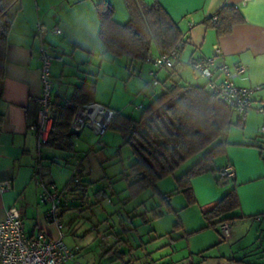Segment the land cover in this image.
Masks as SVG:
<instances>
[{
    "label": "crops",
    "instance_id": "1",
    "mask_svg": "<svg viewBox=\"0 0 264 264\" xmlns=\"http://www.w3.org/2000/svg\"><path fill=\"white\" fill-rule=\"evenodd\" d=\"M97 1L99 0L19 1V9L14 14L6 36L3 77L0 79V182L8 181L11 184L10 189L0 191V221L6 216L7 210L14 207L21 213L28 234L42 231L52 238L59 237L63 228L60 232L45 218L46 207L36 201L37 190L33 177L39 169L44 179L56 182L61 177L58 178L54 167H72L88 183L84 192L87 203L80 205L78 197L73 195L70 197L71 206L60 213L65 215L67 231L76 237L71 239L69 246L77 247L74 255L64 264H102L103 259H106L105 264H119L120 256L124 260L131 259L129 264H141L140 260L158 251L161 256L172 254L174 238L170 236L171 233H154L147 240L140 239L135 240V244L131 243L130 239H124L121 229L131 228L119 226V230H116L113 224H109L107 217L99 219L101 217L97 213H102L105 209L97 212L98 206H95L107 196L108 188L114 191L112 177L122 178L123 169L134 159L132 151L128 164L119 172L110 178L104 172L96 180L91 178V167L85 165L89 151L98 153L96 160L101 165L114 154H106V149L100 151L103 148L101 146L91 145L87 151L84 150L86 135H83V130L78 136L73 135L71 149L62 150L49 145L38 149L35 135L28 128V124L36 116L35 98L41 89L38 50L40 39L36 24L40 22L46 28L44 45L51 56L56 104L67 99L76 87L91 81L94 83V94L90 102L131 116L125 111L132 108L142 110L151 96L164 92L173 82L180 85L205 84L202 77V81H191L186 76V69L193 71L191 63L194 59L212 55L214 45L220 48L218 59L229 67L235 84L246 87L264 85V0H142L148 4L157 1L177 23L182 33L186 34L185 44L174 67L161 70L154 69L151 63L143 68L142 61L130 60L125 56L118 59L119 56L106 50L98 34L99 22L95 10ZM105 1L113 7L116 22L124 23L128 20L124 0ZM226 4L237 7L243 20L234 24L229 33L217 35L214 28L204 23V19L214 15ZM54 26H58L61 32L54 33ZM149 53L152 57L159 54L154 45ZM106 63L110 66L106 67ZM236 65H243L244 71L235 72ZM140 66L141 69L137 71ZM107 68L111 69L109 75L115 78L111 86H108L111 92L109 95L99 91ZM150 71L154 72V76L149 74ZM143 72L147 78L141 76ZM135 73L137 78L133 77ZM153 79L157 80L156 85H153ZM120 80L123 84L119 86ZM117 90L121 94L119 99H114L112 96ZM263 104L264 86L252 93L251 106L243 122L235 124L237 116L233 112L232 125L218 139L222 141L223 147L221 153L213 159L212 167L215 170L190 179L195 199L191 208H194L195 219L184 223L178 213L181 225L176 231H181L182 235L178 234L177 237L191 233L201 234L207 229L212 230L210 240L207 244L198 246L197 250L189 251V254H196L195 258L183 257L166 264H264V131H260L264 126V114L257 110ZM121 143L119 140L116 147H120ZM226 164L232 165L234 178L217 181L218 169ZM176 172L177 170L172 174L174 182L184 171L181 174ZM124 181V190L128 195V182ZM162 182L163 179L156 183L159 192L181 193L176 186L171 190L162 188L163 185H168L167 182ZM232 189L235 190L238 207L218 218L231 220L228 235L223 237L218 225L206 227L202 211ZM170 199L171 196L168 199L169 206ZM187 206L189 207L185 200L180 209ZM215 220L217 219L212 221ZM222 241V251L214 254L208 251ZM100 246L105 249L101 250ZM123 247L125 251L122 250ZM139 248L145 252L142 258L133 253L134 249ZM167 250L169 251L166 252ZM199 252H202L203 258Z\"/></svg>",
    "mask_w": 264,
    "mask_h": 264
},
{
    "label": "trees",
    "instance_id": "2",
    "mask_svg": "<svg viewBox=\"0 0 264 264\" xmlns=\"http://www.w3.org/2000/svg\"><path fill=\"white\" fill-rule=\"evenodd\" d=\"M19 1L0 0V79L3 77L6 36L14 14L19 9ZM124 3L129 14L128 20L124 23L114 20L113 7L107 1L99 0L95 3L99 22L98 34L108 52L114 56L144 61L153 45L159 54L168 53L176 47L183 33L157 1L148 4L142 0H124ZM242 20L239 9L226 4L214 15L205 18L204 23L214 28L217 35H223L229 33L233 25ZM173 67L174 65L168 69ZM93 94L94 83L86 81L76 87L63 102L55 104L52 129L45 145L62 150L73 147L70 123L75 108L78 104L89 103ZM233 112L217 95L209 92L205 84L180 85L176 82L167 86L164 92L151 96L149 102L143 106L139 119L114 110L107 129L119 132L124 139L123 142L129 144L134 155L132 162L122 171V178L128 182L126 187L128 199L149 188L152 196L159 197L158 206L164 203L169 209L168 199L171 193L159 192L156 183L172 175L187 159L208 148L175 180L176 189L185 196L187 204H193L195 199L190 179L215 170L212 167L213 159L221 153L223 147L222 141L218 139L232 125ZM1 120L0 113V124ZM243 121L237 116L235 124ZM220 179L218 174L216 180ZM82 180L84 188L81 195L86 198L84 192L88 183L83 178ZM70 206L71 202L61 211ZM158 206L150 209L149 219L161 215ZM237 207L238 199L235 190L232 189L202 211V216L207 222L206 227L216 225L219 227L222 222L230 220L218 218ZM173 212L176 214V211ZM147 217L144 212L143 220L148 221ZM214 219L217 220L212 221ZM180 225V220L174 223L176 228ZM201 253L198 254L203 258ZM119 258H121L119 264H129L132 261L124 260L121 256Z\"/></svg>",
    "mask_w": 264,
    "mask_h": 264
},
{
    "label": "built area",
    "instance_id": "3",
    "mask_svg": "<svg viewBox=\"0 0 264 264\" xmlns=\"http://www.w3.org/2000/svg\"><path fill=\"white\" fill-rule=\"evenodd\" d=\"M191 25V23H189ZM37 34L40 39L39 46V79L40 93L36 96L35 102L37 111L35 118L28 124L29 130L35 135L36 145L41 149L48 141L55 111V100L53 96L54 81L51 75V56L44 45L46 28L40 22L36 24ZM54 33H60L58 26L52 28ZM186 34L183 33L181 40L176 47L168 53L156 56H147L154 67L171 68L179 59L180 51L184 46ZM218 45L213 46V54L207 57L196 58L192 61L193 71L205 80V86L209 92L217 95L243 120L251 106L252 93L264 85L255 87L240 86L231 79L232 72L229 67L221 62ZM243 65H236L234 71L241 73L244 71ZM149 74L154 76V72ZM153 85L157 80H152ZM264 114V104L257 109ZM114 114L113 110L105 109L96 103L78 104L75 108L70 129L73 131L89 128L95 134L103 133ZM264 131V126L260 129ZM221 178H234V169L231 164H226L218 171ZM33 181L37 188L36 196L40 202L49 203V208L45 211V218L52 222L61 232L63 228L60 219L61 209L68 206L70 197L76 195L80 204H85L86 198L82 197L84 182L77 171H73L69 180L57 190L51 181H45L42 173L38 169L34 174ZM8 181L0 182V191L10 189ZM230 220H226L219 225V230L223 237L228 235ZM63 233L59 237L52 238L42 231L35 234H28L21 213L14 207L7 210L6 216L0 221V264H64L71 258L76 248L68 247L62 240Z\"/></svg>",
    "mask_w": 264,
    "mask_h": 264
},
{
    "label": "rangeland",
    "instance_id": "4",
    "mask_svg": "<svg viewBox=\"0 0 264 264\" xmlns=\"http://www.w3.org/2000/svg\"><path fill=\"white\" fill-rule=\"evenodd\" d=\"M153 47V46H152ZM151 47V48H152ZM48 50V48H47ZM49 52V50H48ZM50 53V52H49ZM150 54V53H149ZM121 57L123 56H119L118 59H121ZM142 63L144 64L143 68L146 66L147 63L150 64V61L148 60H144L142 61ZM152 64V63H151ZM106 67L110 66V64H105ZM142 65V64H141ZM139 67V64H138ZM141 69V66L138 70ZM154 69H158L157 67H154ZM161 69H165V68H159L158 70ZM110 70L109 68L106 69V75H105V80L100 83L99 85V91L101 94H107L109 95L110 89L109 87L111 86V84L114 82L115 78L110 76ZM187 74L186 75L188 78H190V80L194 81L195 80L198 82V80L202 81L200 76L196 73H193V71L189 68L186 69ZM136 77L137 74L135 73V75H133V77ZM143 78H147V75L143 72V74L141 75ZM137 78V77H136ZM111 82V83H110ZM119 86L123 84V81L120 80L119 81ZM130 85H133L130 83ZM202 85V84H201ZM109 86V87H108ZM120 91V90H119ZM118 90L114 93V95L112 96L114 99H119L121 92H119ZM142 97V95H141ZM144 99V98H142ZM146 102V100H145ZM133 107V105H132ZM125 113L131 115L132 117H134L135 119L140 117L141 114V110L136 109L134 110L129 109L127 111H125ZM83 135H86V138L84 140L83 145L85 146L84 150H88L91 145L93 146H101L103 148L99 149L100 151L105 150L106 149V154H109L108 152H110L111 154H114V156L107 162L103 163L102 165L98 163V161L96 160V157L98 153H94L93 151H89V155L86 157V161H85V165H89L91 167V178H94L96 180H99L100 178V174H103L105 172L106 177L109 176V178L111 176H113L114 173L119 172L123 166H126L128 164L129 161V157L131 156V147L129 146V144L127 143H123L124 139L122 138L121 134L115 131H110L108 129H106L103 133L101 134H95L93 133V131H91L89 128H83ZM120 140V142H122L120 144V147H116L118 145V141ZM105 143H107V145H104ZM115 144V145H114ZM46 145H43L42 147H45ZM208 148H206L205 150H207ZM205 150H203L202 152L193 155L192 157H190L189 159H187L185 162H183L176 170V173H182L183 171H185L193 162L196 161L197 158H199L201 156V154L203 152H205ZM85 152V151H84ZM44 168V167H43ZM54 171L57 172L58 174V178H60L59 181H56L53 183H51L53 186H55L57 188V190H60L65 184L66 182L69 180L71 174H72V167H68V169L66 168H53ZM119 176V175H118ZM105 177V178H106ZM114 178L113 182H112V186H114V191L111 188H108L107 191V196L104 197L101 200V203H96L95 206H98L96 208V211L98 212L99 210L102 211V208L105 209V211H103L102 213H97V215L102 219V218H106L109 220V224H113L116 228V230H119V226H126L127 228L130 227V230H125L124 228L122 229V236L124 237V239H130L131 243H134L135 240L140 241V239L142 240H147L148 238H150V236H152V234L157 233V234H163L168 232L171 233L170 236L173 239V252L172 254H169L167 256H161L160 251L153 253L152 256L147 258H144V260H140L141 264H166V263H170V262H174L176 260H179L183 257H188V256H192V257H196V254L192 253L189 254L190 250H197L198 246H203V244H207L206 242H208V240H210V235L212 233V230H204V232L201 234H195V233H191V234H185L183 237H177V235H182L181 231H176L177 228L174 226V223L176 221H179V217H178V213L180 215V217H182V221L185 223L187 221H191L195 219V215L193 214L194 212V208L192 207V204L189 205V207H185L180 209L184 204H185V196L182 193H178V192H172L171 194V202H170V208L168 209V207L164 204L161 203L160 206L157 207V209L161 212V216L158 218H154V219H149V217H147V219H149L148 221H144L143 220V213L145 212L148 216L151 214L150 209L152 207H155L158 205V202H160L159 197L156 196H152L151 195V190L149 188L143 190L142 192H140L139 194L135 195L134 197H132L131 199H128V195H126V190H124V184L125 181L123 178H119V177H112V179ZM44 179V178H43ZM163 179L162 183L167 182V186L163 185L162 188L166 189V190H171L176 186V182H174L172 175H168ZM45 181H47L46 179H44ZM161 180V179H160ZM159 180V181H160ZM221 181H224V178L220 179ZM227 180V179H226ZM169 181V182H168ZM170 181H172L170 183ZM100 182V181H99ZM99 182H97V184H100ZM35 185V184H34ZM101 185V184H100ZM161 185V184H160ZM35 189H37L35 187ZM36 201L39 205L45 206V210L46 211L49 208V203H44V202H40L36 196ZM94 206V207H95ZM179 209V211H176V214L173 212V209ZM111 213V214H109ZM196 213V212H195ZM201 217V216H198ZM60 219L62 221L63 224V229L62 232L64 233V237H63V242L70 247L69 245H71V239H75L76 237L73 236L70 232L67 231L66 227H65V215H61ZM94 219V218H93ZM202 219V218H200ZM95 220V219H94ZM93 220V222H94ZM24 221V220H23ZM52 223V222H51ZM181 223V221H180ZM25 224V222H24ZM178 232V233H176ZM205 237V238H203ZM223 239V238H222ZM224 243V241L221 242L220 245H216L214 247H211L208 251L211 254L217 253L219 251H222L223 246H221ZM135 244V243H134ZM73 248V247H70ZM77 249V247H76ZM101 250H104V246L101 248ZM122 250L125 251V247L122 248ZM169 250H167L166 252H168ZM133 253L135 256H138L140 258L143 257V255L145 254V252L142 249H134ZM127 255V254H126ZM127 260V259H125ZM106 259H103L102 264H105ZM121 260L118 261V263H120Z\"/></svg>",
    "mask_w": 264,
    "mask_h": 264
},
{
    "label": "water",
    "instance_id": "5",
    "mask_svg": "<svg viewBox=\"0 0 264 264\" xmlns=\"http://www.w3.org/2000/svg\"><path fill=\"white\" fill-rule=\"evenodd\" d=\"M104 108V107H103ZM105 111H109L110 109L108 108H104ZM82 130H79V131H73V129H70V132L73 133V135H79L81 133Z\"/></svg>",
    "mask_w": 264,
    "mask_h": 264
}]
</instances>
